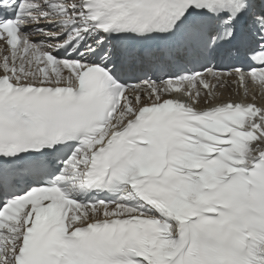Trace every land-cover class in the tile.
<instances>
[{
  "label": "snow or ice",
  "instance_id": "snow-or-ice-1",
  "mask_svg": "<svg viewBox=\"0 0 264 264\" xmlns=\"http://www.w3.org/2000/svg\"><path fill=\"white\" fill-rule=\"evenodd\" d=\"M0 49V264H264V0H0Z\"/></svg>",
  "mask_w": 264,
  "mask_h": 264
},
{
  "label": "bare ground",
  "instance_id": "bare-ground-1",
  "mask_svg": "<svg viewBox=\"0 0 264 264\" xmlns=\"http://www.w3.org/2000/svg\"><path fill=\"white\" fill-rule=\"evenodd\" d=\"M228 94H231L232 95V94H234V91L232 93H225V98H227V95Z\"/></svg>",
  "mask_w": 264,
  "mask_h": 264
}]
</instances>
